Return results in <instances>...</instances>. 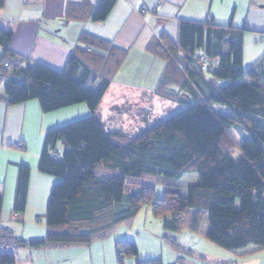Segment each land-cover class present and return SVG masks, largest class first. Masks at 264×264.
Here are the masks:
<instances>
[{
	"label": "trees",
	"instance_id": "trees-1",
	"mask_svg": "<svg viewBox=\"0 0 264 264\" xmlns=\"http://www.w3.org/2000/svg\"><path fill=\"white\" fill-rule=\"evenodd\" d=\"M115 1L99 0L91 19L103 21ZM74 10L68 6L67 19L81 18ZM244 32L231 24L179 21L177 45L156 42L166 69L155 90L178 109L128 137L105 128L99 114L122 52L117 56L102 42L83 39L57 72L23 64L9 49L12 32L0 27L1 98L7 105L37 100L43 112L79 104L90 112L45 135L38 169L58 181L49 195L44 238L26 241L5 225L0 197V264H15L21 247L89 245L130 223L143 207L160 219L172 245L189 232L226 250L264 248V56L242 67ZM211 58L217 65L208 63ZM172 84L177 89L166 91ZM230 129L241 134V144ZM233 149L240 153L236 159ZM189 173H197L198 182L182 195L177 181ZM28 179L29 169L21 167L12 210L17 220ZM116 245L119 259L137 257L134 242Z\"/></svg>",
	"mask_w": 264,
	"mask_h": 264
},
{
	"label": "crops",
	"instance_id": "crops-1",
	"mask_svg": "<svg viewBox=\"0 0 264 264\" xmlns=\"http://www.w3.org/2000/svg\"><path fill=\"white\" fill-rule=\"evenodd\" d=\"M98 1L3 0L0 27L12 32L9 49L23 64L40 63L57 72L65 70L71 53H76L78 47H82L83 39L100 41L105 44L104 48L116 50L117 56L119 51L122 52V61L103 96L104 99L105 96L108 98L107 92L114 90L106 105H116L123 99L135 100L140 93L154 94L166 69V59L157 52L156 42L177 45L178 23L181 20L244 28L242 67L244 64L251 66L264 56L263 47L255 45L259 37L249 35L254 31L264 33V0H116L105 19L94 22L91 16ZM68 6H73L81 18L67 19ZM208 63L215 66L218 59L211 58ZM0 85V197L3 202V223L12 227L15 234L26 241L39 240L44 238L46 232L44 216L50 191L58 181L38 169L45 135L51 129L89 116L90 112L84 104L43 112L37 100L7 105L1 98L3 84ZM97 87L98 84H95L90 88ZM172 89L176 90L177 87L172 84L166 91ZM154 100L165 106L175 104L155 94ZM168 111V115L173 113L171 109ZM99 112L101 114L100 109ZM229 132L238 144L242 143L239 132L235 129ZM236 153L232 158L240 155L238 151ZM21 167L29 169L27 195L25 210L14 222L11 213ZM155 219L149 207H143L130 223L120 225L110 236L89 245L45 247L43 255H39L41 264H136L137 261H160L161 264H264V248L255 245L241 250H226L217 245H191L188 239L192 237L186 235L178 239L179 245H172L171 242V245H140L143 240L137 238L141 234L150 238L158 237L160 233L170 237L163 228L161 231V221ZM124 240L137 245V257L119 259L116 244ZM28 248L22 249L31 252ZM15 264H24L18 252ZM30 264H34V261Z\"/></svg>",
	"mask_w": 264,
	"mask_h": 264
},
{
	"label": "rangeland",
	"instance_id": "rangeland-1",
	"mask_svg": "<svg viewBox=\"0 0 264 264\" xmlns=\"http://www.w3.org/2000/svg\"><path fill=\"white\" fill-rule=\"evenodd\" d=\"M249 35L259 37L257 43V47H263L264 49V33H257V32H250ZM246 53V52H245ZM0 54H2V50L0 49ZM247 61V57H246ZM246 63V62H245ZM250 66L243 65L244 69L249 68ZM0 89H2V85H0ZM114 90H109L107 92L108 98H103V101L101 102L99 109L101 111L100 117L103 121L105 128H107L109 131H117L121 132L122 134L132 137L136 135L140 130L143 128L153 124L155 121L159 120L161 117H164L168 115V109H171L175 112L178 109L177 104H172L171 106H165L162 103H157L154 100V94L151 93H140L137 95L135 100L132 101L128 99H123L121 102H117L116 105H106L107 101L110 99V94ZM156 95V94H155ZM169 99L175 98V94H170ZM170 107V108H169ZM230 138L235 141L233 136L229 132ZM236 142V141H235ZM237 150L233 149L232 153L233 155H237ZM195 175V176H194ZM194 177H197L194 179ZM198 182V174L197 173H189V174H183L177 181V184L180 187V191L182 195L186 194V187L190 184H194ZM156 192L157 194L162 192L161 185H156ZM155 221L160 222V219H155ZM157 222V223H158ZM16 224V223H14ZM13 224V225H14ZM203 227H201L203 230L207 228V224L203 223ZM161 225V224H160ZM160 229L162 231V227L160 226ZM143 233V232H141ZM140 233V234H141ZM186 235L187 237H192V239H188V241L191 243V245H215L212 242L205 240L199 235H194L189 232H184L182 234V238ZM137 240H143L140 242V245H171L170 241L167 237L160 235L157 237L150 238L147 237L145 234H141ZM21 247L18 249V255L22 260H24V264H30L34 261V264H41V259L39 255H43L45 247L40 248H28L31 249L29 251L31 252H25ZM25 254H27L25 256Z\"/></svg>",
	"mask_w": 264,
	"mask_h": 264
},
{
	"label": "built area",
	"instance_id": "built-area-1",
	"mask_svg": "<svg viewBox=\"0 0 264 264\" xmlns=\"http://www.w3.org/2000/svg\"><path fill=\"white\" fill-rule=\"evenodd\" d=\"M51 157L55 158L56 157V152H51ZM18 217V214L16 212L11 213V220L16 221Z\"/></svg>",
	"mask_w": 264,
	"mask_h": 264
}]
</instances>
